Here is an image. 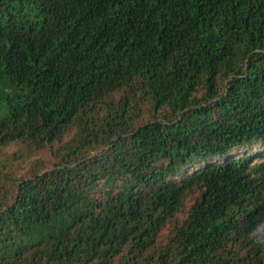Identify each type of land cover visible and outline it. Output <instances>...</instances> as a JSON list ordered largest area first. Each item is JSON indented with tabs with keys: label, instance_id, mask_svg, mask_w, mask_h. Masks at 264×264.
<instances>
[{
	"label": "trees",
	"instance_id": "obj_1",
	"mask_svg": "<svg viewBox=\"0 0 264 264\" xmlns=\"http://www.w3.org/2000/svg\"><path fill=\"white\" fill-rule=\"evenodd\" d=\"M264 0H0V264H264Z\"/></svg>",
	"mask_w": 264,
	"mask_h": 264
},
{
	"label": "rangeland",
	"instance_id": "obj_2",
	"mask_svg": "<svg viewBox=\"0 0 264 264\" xmlns=\"http://www.w3.org/2000/svg\"><path fill=\"white\" fill-rule=\"evenodd\" d=\"M263 239H264V236H263Z\"/></svg>",
	"mask_w": 264,
	"mask_h": 264
}]
</instances>
